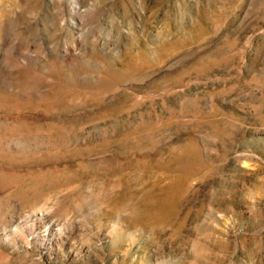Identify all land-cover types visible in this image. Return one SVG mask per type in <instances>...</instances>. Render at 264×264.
<instances>
[{
    "label": "rangeland",
    "instance_id": "374dc122",
    "mask_svg": "<svg viewBox=\"0 0 264 264\" xmlns=\"http://www.w3.org/2000/svg\"><path fill=\"white\" fill-rule=\"evenodd\" d=\"M0 264H264V0H0Z\"/></svg>",
    "mask_w": 264,
    "mask_h": 264
},
{
    "label": "bare ground",
    "instance_id": "6f19581e",
    "mask_svg": "<svg viewBox=\"0 0 264 264\" xmlns=\"http://www.w3.org/2000/svg\"><path fill=\"white\" fill-rule=\"evenodd\" d=\"M35 230L36 229H34L33 226H32V228H29L30 232H28V236L32 235V238H34V237L37 238L38 234L35 235V233H36ZM15 233L16 232L9 233L10 235L8 237V240L10 241V244L13 245V246L16 245V243H17L16 241H17V238H18V237L15 236L16 235ZM63 234H64V232L62 231L61 228L55 229V231L53 229L46 228L45 230L42 231V236L45 237L44 238V245L49 244L51 241H55L57 243L60 242V241H63V239H64ZM49 240H50V242H48ZM16 248H17V246H16Z\"/></svg>",
    "mask_w": 264,
    "mask_h": 264
}]
</instances>
